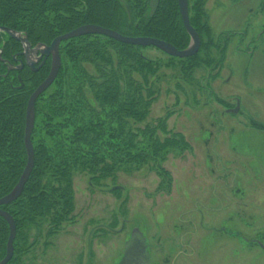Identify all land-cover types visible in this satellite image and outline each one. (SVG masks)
I'll return each mask as SVG.
<instances>
[{"label": "rangeland", "instance_id": "1", "mask_svg": "<svg viewBox=\"0 0 264 264\" xmlns=\"http://www.w3.org/2000/svg\"><path fill=\"white\" fill-rule=\"evenodd\" d=\"M263 1L205 0L213 38L231 36L218 68L185 77L179 62L165 65L170 56L143 50L162 66L138 127L164 119L188 144L161 165L171 187L160 189L161 176L147 166L99 184L74 173L73 220L57 229L45 221L40 233L31 228L13 264H119L134 229L152 264H264Z\"/></svg>", "mask_w": 264, "mask_h": 264}, {"label": "trees", "instance_id": "2", "mask_svg": "<svg viewBox=\"0 0 264 264\" xmlns=\"http://www.w3.org/2000/svg\"><path fill=\"white\" fill-rule=\"evenodd\" d=\"M188 2L190 24L199 34L201 48L193 57H169L165 64L171 67L179 62L185 77L201 66L223 64L231 38H213L205 0ZM150 13V0H0V28L19 33L32 47L50 45L85 25L127 37L158 39L178 50L189 47L178 0H160L153 17ZM145 49L101 35L61 43L60 72L35 105L33 171L21 196L0 206L16 225L15 256L8 264L23 251L21 243H26L31 228L40 233L45 221L57 229L62 222L73 220L74 173L87 174L99 184L115 180L119 171L132 173L147 166L161 176L160 189L171 187V176L161 165L172 149L188 144L182 135L166 130L164 119L155 126L138 127L147 120L154 101L150 79L158 77L162 66L146 57ZM22 51L21 42L0 32V198L13 190L26 167L27 104L50 69V61L38 72L28 67L14 69ZM158 132L170 136L161 139ZM8 237V223L0 216V261L6 255Z\"/></svg>", "mask_w": 264, "mask_h": 264}, {"label": "water", "instance_id": "3", "mask_svg": "<svg viewBox=\"0 0 264 264\" xmlns=\"http://www.w3.org/2000/svg\"><path fill=\"white\" fill-rule=\"evenodd\" d=\"M160 0H150V16L153 17L158 6ZM178 5L180 8L181 18L186 32L188 33L191 43L189 47L185 50H178L173 45L168 42H164L154 38H146V37H127L116 31L109 30L96 25H85L75 29L74 31L67 33L65 35L59 36L53 40V42L49 46H38L35 50H30V45L28 43L27 38H22L19 33L12 31L8 28L1 27L0 32L7 33L10 37L21 42L23 44L24 53H22L26 60H29L28 54L32 51L39 53L41 57L44 55L46 57L52 56L51 69L48 77L42 82L30 96L27 110H26V124H25V137H24V145L27 154V164L26 167L20 177L19 182L13 188V190L3 198H0V206L8 205L14 201H16L21 194L23 193L24 187L27 184L30 175L33 171L35 165V154L34 148L31 140L32 132L35 125V104L38 98L53 84L55 79L57 78L60 68H61V56H60V45L62 42L67 41L69 39H73L76 37L86 36V35H101L108 37L112 40H115L120 43L139 46L142 48H155L167 56L185 59L189 57L195 56L200 48H201V40L199 34L190 24L189 19V2L188 0H178ZM23 68V62L20 61V66L14 68L16 70H21ZM13 70V68H10ZM38 70V69H37ZM21 82L20 88L23 87L22 80L19 78ZM239 110V106L231 110L230 113H237ZM0 216L6 220L9 226V237L6 245V255L0 261V264H8L13 256H14V241L16 238V225L12 218V216L5 212L4 210H0ZM119 264H152L150 253L148 252V245L146 243V239L143 234L138 230L134 229L130 239L127 241L124 247V255Z\"/></svg>", "mask_w": 264, "mask_h": 264}, {"label": "flooded vegetation", "instance_id": "4", "mask_svg": "<svg viewBox=\"0 0 264 264\" xmlns=\"http://www.w3.org/2000/svg\"><path fill=\"white\" fill-rule=\"evenodd\" d=\"M46 46H49V45H46ZM36 47L38 46L32 47L30 45V50H35ZM22 53H24V48H23V51L19 53L22 59H18V62H17V66H20V61L23 62V68L21 70H23L25 67H28L34 72H38L48 61H50V69H51L52 56L46 57L44 55L43 57H41L39 53L36 55V53L32 51V53L30 52L28 54L29 60L28 59L26 60V57ZM50 69H49V72H50Z\"/></svg>", "mask_w": 264, "mask_h": 264}]
</instances>
